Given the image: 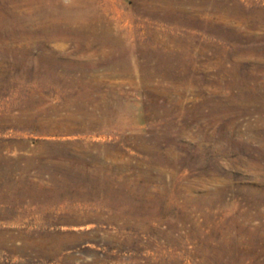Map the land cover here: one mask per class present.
Segmentation results:
<instances>
[{"label":"rangeland","instance_id":"obj_1","mask_svg":"<svg viewBox=\"0 0 264 264\" xmlns=\"http://www.w3.org/2000/svg\"><path fill=\"white\" fill-rule=\"evenodd\" d=\"M0 264H264V0H0Z\"/></svg>","mask_w":264,"mask_h":264},{"label":"bare ground","instance_id":"obj_2","mask_svg":"<svg viewBox=\"0 0 264 264\" xmlns=\"http://www.w3.org/2000/svg\"><path fill=\"white\" fill-rule=\"evenodd\" d=\"M80 3V2H79ZM230 236V235H229ZM235 239V238H234Z\"/></svg>","mask_w":264,"mask_h":264}]
</instances>
